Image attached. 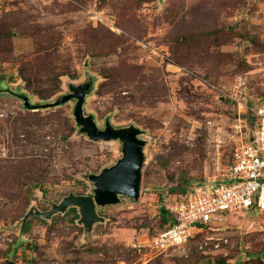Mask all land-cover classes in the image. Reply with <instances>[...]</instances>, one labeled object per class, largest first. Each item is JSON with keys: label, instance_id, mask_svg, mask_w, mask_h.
<instances>
[{"label": "rangeland", "instance_id": "rangeland-1", "mask_svg": "<svg viewBox=\"0 0 264 264\" xmlns=\"http://www.w3.org/2000/svg\"><path fill=\"white\" fill-rule=\"evenodd\" d=\"M4 34L0 264H264L259 214L227 215L226 227L197 235L185 251L159 254L154 245L166 204L229 179L252 135L233 98L242 81L247 102L264 90V0H0ZM94 37L101 49L90 47ZM114 39L122 46L104 55ZM27 68L36 70L32 88L21 76ZM89 84L85 117L101 131L136 128L147 144L140 200L98 208L104 221L91 232L74 207L29 215L72 195L94 197L90 177L118 165L123 143L83 133L77 101L32 111L14 96L54 104Z\"/></svg>", "mask_w": 264, "mask_h": 264}, {"label": "built area", "instance_id": "built-area-1", "mask_svg": "<svg viewBox=\"0 0 264 264\" xmlns=\"http://www.w3.org/2000/svg\"><path fill=\"white\" fill-rule=\"evenodd\" d=\"M239 85L236 88L242 89L233 99L242 123H247L244 115L253 113L256 122L252 135L236 152L229 179L197 184L166 204L176 224L154 240L159 254L185 251L197 235L220 231L226 227L227 215H264V96L247 102V84L242 81Z\"/></svg>", "mask_w": 264, "mask_h": 264}, {"label": "water", "instance_id": "water-1", "mask_svg": "<svg viewBox=\"0 0 264 264\" xmlns=\"http://www.w3.org/2000/svg\"><path fill=\"white\" fill-rule=\"evenodd\" d=\"M92 91V85H85L81 88L72 89L69 96L64 97L54 104L32 105L30 98L23 95H15L23 101L25 108L32 111L45 109H55L62 107L71 101H77L75 117L77 123L82 127V132L87 134L94 142L121 141L124 145V158L114 168L105 170L99 176H91V181L95 184L94 197L70 196L62 204L55 206L53 210L46 214L31 213V216L49 219L57 214L65 213L69 208L79 209L81 220L87 231L91 232L96 223L103 222L97 209L109 206H116L121 203V197H127L134 201H139L142 191L143 168L145 165L146 142L140 139L141 131L136 128L128 130H116L107 123L106 129L101 131L95 122L94 117H85L84 106L86 97ZM28 217V218H29ZM13 264V263H10Z\"/></svg>", "mask_w": 264, "mask_h": 264}, {"label": "trees", "instance_id": "trees-1", "mask_svg": "<svg viewBox=\"0 0 264 264\" xmlns=\"http://www.w3.org/2000/svg\"><path fill=\"white\" fill-rule=\"evenodd\" d=\"M96 33H98V32H96ZM104 37H106V36H104ZM9 38H10L9 34L8 35L4 34L3 36H0V40H8ZM113 41L114 42L112 43V45L108 49H103L102 50L104 52V55L110 56L113 53H115L119 47L122 46V42L121 41H119L117 39H114ZM94 45L97 46L98 49H101L104 44H103V41L98 39V37H94L91 40V42H90V47H92ZM34 72H36V70L30 71L28 68L21 71L22 79L25 80V82L28 84L29 88H32V80L29 79V76H30V74H34ZM260 93L261 94H259L260 95L259 97H263L264 96V90L263 91L261 90ZM45 99H47V98L46 97L43 98V100H45ZM243 119L246 120L247 123L251 125V127L255 126L256 119H255V117H254L252 112H249L248 115H244ZM183 191L184 192L181 195H185L188 192L187 190H183ZM73 211L77 212L76 209H74ZM164 214H165L164 215V222L167 225V227L165 229V231H166V230H168L169 228L173 227L176 224V219L173 217V215L170 214L169 211L166 210V208H164Z\"/></svg>", "mask_w": 264, "mask_h": 264}]
</instances>
